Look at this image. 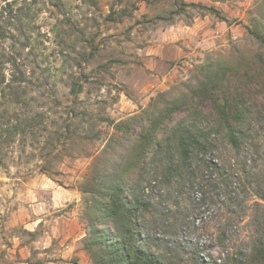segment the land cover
I'll use <instances>...</instances> for the list:
<instances>
[{"label":"trees","instance_id":"1","mask_svg":"<svg viewBox=\"0 0 264 264\" xmlns=\"http://www.w3.org/2000/svg\"><path fill=\"white\" fill-rule=\"evenodd\" d=\"M7 3L0 41L14 37L6 24L26 35L31 17L13 9L17 0ZM176 3L173 15L198 8L228 22L215 7ZM247 29L264 44V34ZM25 66L0 51L5 115L27 92ZM243 66L208 62L197 85L160 92L139 113L111 122L114 133L80 187L89 225L83 249L93 264H264V103L247 87L249 76L261 84L264 56L257 75L242 74ZM82 89L78 77L75 99ZM65 129L73 133L72 124Z\"/></svg>","mask_w":264,"mask_h":264},{"label":"rangeland","instance_id":"2","mask_svg":"<svg viewBox=\"0 0 264 264\" xmlns=\"http://www.w3.org/2000/svg\"><path fill=\"white\" fill-rule=\"evenodd\" d=\"M12 1L0 0V9ZM220 1V12L228 19L225 38L215 48L202 50L190 65L185 59L176 62L181 67L177 75L158 87L138 52L153 44L157 29L178 19L173 15L179 9L177 0H17L13 9L23 6L31 16L25 21L26 35L6 24L8 36L14 37L2 39L0 51L26 64L28 82L27 92H20V103L11 107V114H4L0 92V264L10 262V248H30L35 239L46 235L44 224L36 232L29 231L23 219L16 221L12 215L27 205L26 197L29 205L32 200L44 201L46 185L78 192L89 233L86 197L80 187L114 133L112 121L139 113L160 92L197 85L208 62L220 60L233 67L244 63L242 74H259L256 59L264 56V44L247 28L264 34V0ZM203 12L189 8L181 18L189 22ZM78 77L83 89L75 99L71 89ZM247 79L249 92L262 95L264 103V77L261 84L251 76ZM127 99L138 102L131 116L125 110ZM73 110L77 115L71 114ZM69 123L73 133L64 136ZM260 140L264 145V129ZM42 246L38 253H44ZM210 252L219 254L216 248ZM44 258H31V264ZM17 260L26 259L19 254Z\"/></svg>","mask_w":264,"mask_h":264},{"label":"crops","instance_id":"3","mask_svg":"<svg viewBox=\"0 0 264 264\" xmlns=\"http://www.w3.org/2000/svg\"><path fill=\"white\" fill-rule=\"evenodd\" d=\"M184 1L215 7L219 11L222 7L220 0ZM221 14L225 16L224 12ZM174 16L178 19H173L168 25L157 29L153 44L140 48L138 52L144 63V70L150 74L158 87L165 86L177 75L181 67L175 64L176 62L185 59L186 65H190L189 61L202 55V50L213 49L220 44L228 29L226 21L207 11L193 17L189 22L181 18L182 14ZM127 100L128 107L125 110L128 111V116H131L136 113L138 102ZM42 192L46 193L44 201L32 200L34 203L29 205L30 200L26 197L27 205L15 209L12 215L16 221L23 219L29 231L36 232L38 227L44 224L46 235L42 236L41 240L35 239L30 248H24L22 245L10 248L8 264H31V258L43 255L44 260L38 264H60L57 259L63 260L61 264H93L83 249L87 230L78 192L53 185H46ZM42 243L44 246L41 251L44 253H38L39 244ZM19 254L27 263L17 260Z\"/></svg>","mask_w":264,"mask_h":264}]
</instances>
